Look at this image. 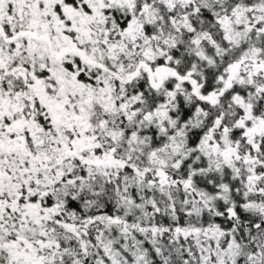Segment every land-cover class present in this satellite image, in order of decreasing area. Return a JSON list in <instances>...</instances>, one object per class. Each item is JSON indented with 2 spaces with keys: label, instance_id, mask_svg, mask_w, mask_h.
I'll list each match as a JSON object with an SVG mask.
<instances>
[{
  "label": "snow or ice",
  "instance_id": "1",
  "mask_svg": "<svg viewBox=\"0 0 264 264\" xmlns=\"http://www.w3.org/2000/svg\"><path fill=\"white\" fill-rule=\"evenodd\" d=\"M0 264H264V0H0Z\"/></svg>",
  "mask_w": 264,
  "mask_h": 264
}]
</instances>
